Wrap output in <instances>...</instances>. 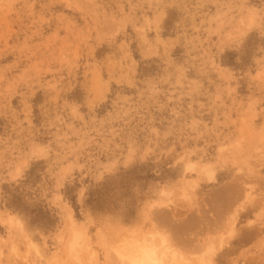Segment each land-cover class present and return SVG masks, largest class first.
Wrapping results in <instances>:
<instances>
[{
  "label": "rangeland",
  "instance_id": "374dc122",
  "mask_svg": "<svg viewBox=\"0 0 264 264\" xmlns=\"http://www.w3.org/2000/svg\"><path fill=\"white\" fill-rule=\"evenodd\" d=\"M156 235L264 264V0H0V264Z\"/></svg>",
  "mask_w": 264,
  "mask_h": 264
},
{
  "label": "bare ground",
  "instance_id": "6f19581e",
  "mask_svg": "<svg viewBox=\"0 0 264 264\" xmlns=\"http://www.w3.org/2000/svg\"><path fill=\"white\" fill-rule=\"evenodd\" d=\"M206 167V166H205ZM211 169V168H209ZM214 170V169H213ZM181 184V183H180ZM166 190H164L165 192ZM166 195V193H165ZM169 195V194H168ZM249 195V194H248ZM248 197V196H247ZM163 202V201H161ZM160 201H156L154 202L153 206L154 205H157L158 206H162L164 204H162ZM244 202V201H243ZM162 204V205H161ZM241 206V205H240ZM155 208V206H154ZM160 208V207H159ZM237 208V207H236ZM156 209V208H155ZM235 209V208H234ZM159 210V209H158ZM234 211V210H233ZM162 212V211H160ZM10 216V215H9ZM72 218V217H71ZM232 219V218H231ZM73 220V219H72ZM7 221V220H6ZM8 221L11 223V224H15V223H18L20 224V220L18 219H14V216H10L8 218ZM74 221V220H73ZM234 221V220H233ZM10 223H8L10 225ZM76 224V223H75ZM226 224V223H225ZM72 226V225H71ZM75 226V225H74ZM232 226V225H231ZM22 227V226H21ZM227 227V225H226ZM155 228L156 225H155ZM82 229V228H81ZM81 229H78V228H73V237L70 241V245H69V249H70V252L72 254H74L75 257H79L78 255V248H81V243L83 240H85V233L81 230ZM229 229V228H228ZM227 229V230H228ZM234 229V228H233ZM157 230V229H156ZM228 232V231H227ZM233 232V231H232ZM231 232V233H232ZM101 233V232H100ZM103 233L105 234V232L103 231ZM152 234V233H150ZM150 234L149 237H150ZM156 234H160L161 236L163 234L161 233H156ZM227 234V233H226ZM106 235V234H105ZM159 235V236H160ZM153 236V235H152ZM159 236H155V237H158ZM153 239V238H152ZM159 239H161V241L159 242ZM158 239V243H160L158 245L155 244V245H143V246H140L138 244H135L133 242H126L125 240L120 242L118 245L116 246H112L111 247V250L109 249L108 250V253L111 251L110 256L111 259L114 260V264H181V261H185V258H183V260L181 259V261L179 260L178 258V252L176 250H172L170 249L171 247L167 245V239L165 236H163L162 238H159ZM133 240V239H132ZM145 240V239H144ZM155 240V239H154ZM30 241V240H29ZM134 241V240H133ZM137 241V240H136ZM146 241H148L146 239ZM138 242V241H137ZM154 242V241H153ZM157 242V241H156ZM166 242V244H165ZM155 243V242H154ZM84 244V243H83ZM153 244V243H152ZM30 247V246H29ZM33 247V246H32ZM110 247V246H109ZM34 250V249H33ZM80 250V249H79ZM211 251V256H213L215 254V249L211 248L210 249ZM109 256V257H110ZM108 257V258H109ZM92 258V257H91ZM182 258V257H181ZM111 259L109 258L108 259V263H110L109 261H111ZM117 263H116V262ZM202 262V264H213V261H212V258H209V259H204V258H201L200 260ZM112 263V261H111ZM186 263V262H185ZM113 264V263H112Z\"/></svg>",
  "mask_w": 264,
  "mask_h": 264
}]
</instances>
